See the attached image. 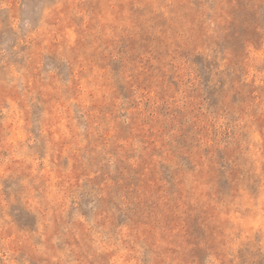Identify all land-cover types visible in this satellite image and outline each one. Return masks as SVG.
<instances>
[{"label": "rangeland", "instance_id": "374dc122", "mask_svg": "<svg viewBox=\"0 0 264 264\" xmlns=\"http://www.w3.org/2000/svg\"><path fill=\"white\" fill-rule=\"evenodd\" d=\"M0 264H264V0H0Z\"/></svg>", "mask_w": 264, "mask_h": 264}]
</instances>
